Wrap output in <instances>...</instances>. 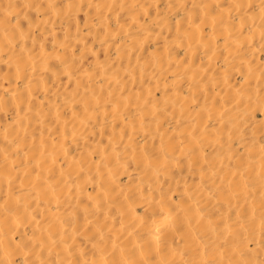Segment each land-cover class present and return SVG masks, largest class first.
<instances>
[{"label":"bare ground","instance_id":"1","mask_svg":"<svg viewBox=\"0 0 264 264\" xmlns=\"http://www.w3.org/2000/svg\"><path fill=\"white\" fill-rule=\"evenodd\" d=\"M0 264H264V0H0Z\"/></svg>","mask_w":264,"mask_h":264}]
</instances>
